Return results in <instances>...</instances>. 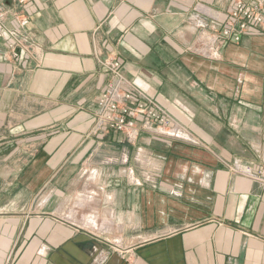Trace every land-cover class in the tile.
<instances>
[{
    "label": "crops",
    "instance_id": "obj_1",
    "mask_svg": "<svg viewBox=\"0 0 264 264\" xmlns=\"http://www.w3.org/2000/svg\"><path fill=\"white\" fill-rule=\"evenodd\" d=\"M232 4L0 0V264H264V30L220 37ZM111 59L184 138L96 127Z\"/></svg>",
    "mask_w": 264,
    "mask_h": 264
},
{
    "label": "built area",
    "instance_id": "obj_2",
    "mask_svg": "<svg viewBox=\"0 0 264 264\" xmlns=\"http://www.w3.org/2000/svg\"><path fill=\"white\" fill-rule=\"evenodd\" d=\"M25 3L28 0H18ZM232 9L218 29L219 36L238 41L241 33L254 28L264 30V0H232ZM28 23V19L24 20ZM106 71L115 79L108 83L97 99L95 125L110 131L121 140L131 139L139 129H160L161 133L182 138L184 132L177 127L170 116L153 100L142 95L119 72L120 61H103ZM138 94L142 95L138 99ZM181 136V137H180ZM264 183V168L254 176Z\"/></svg>",
    "mask_w": 264,
    "mask_h": 264
},
{
    "label": "rangeland",
    "instance_id": "obj_3",
    "mask_svg": "<svg viewBox=\"0 0 264 264\" xmlns=\"http://www.w3.org/2000/svg\"><path fill=\"white\" fill-rule=\"evenodd\" d=\"M259 29H262V28H259ZM137 97H138V99H140V98L142 97V95H139V94H138ZM108 132H110V131H108ZM124 141H125V140H124Z\"/></svg>",
    "mask_w": 264,
    "mask_h": 264
},
{
    "label": "bare ground",
    "instance_id": "obj_4",
    "mask_svg": "<svg viewBox=\"0 0 264 264\" xmlns=\"http://www.w3.org/2000/svg\"><path fill=\"white\" fill-rule=\"evenodd\" d=\"M180 137H181V136H180ZM182 138H184V136H183Z\"/></svg>",
    "mask_w": 264,
    "mask_h": 264
}]
</instances>
